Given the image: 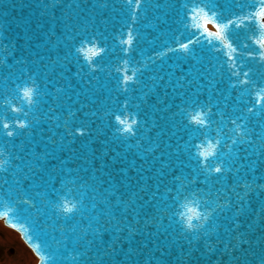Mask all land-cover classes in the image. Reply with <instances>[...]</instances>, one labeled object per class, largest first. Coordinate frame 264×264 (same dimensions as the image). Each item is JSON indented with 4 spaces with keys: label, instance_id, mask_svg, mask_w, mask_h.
Returning a JSON list of instances; mask_svg holds the SVG:
<instances>
[{
    "label": "water",
    "instance_id": "1",
    "mask_svg": "<svg viewBox=\"0 0 264 264\" xmlns=\"http://www.w3.org/2000/svg\"><path fill=\"white\" fill-rule=\"evenodd\" d=\"M259 4L0 0V216L40 264H264Z\"/></svg>",
    "mask_w": 264,
    "mask_h": 264
},
{
    "label": "rangeland",
    "instance_id": "2",
    "mask_svg": "<svg viewBox=\"0 0 264 264\" xmlns=\"http://www.w3.org/2000/svg\"><path fill=\"white\" fill-rule=\"evenodd\" d=\"M32 252L16 231L0 228V264H32Z\"/></svg>",
    "mask_w": 264,
    "mask_h": 264
},
{
    "label": "snow or ice",
    "instance_id": "3",
    "mask_svg": "<svg viewBox=\"0 0 264 264\" xmlns=\"http://www.w3.org/2000/svg\"><path fill=\"white\" fill-rule=\"evenodd\" d=\"M128 2L131 3L132 0H128ZM251 18H254L255 22L259 25L260 29L262 31H264V0H260V4H259V7H258V10L252 13ZM193 19H196V17H193ZM203 19H204V26H205L204 29L207 32V24L209 23V17L206 14H204L203 15ZM216 27H217L218 30L215 33L208 32V35L209 36H214L216 39H219V40H224L225 39V35L224 34H225V31H226L228 25L220 26L219 24H217ZM130 35L131 34H129V36ZM127 43L130 44L131 43V39H129L127 41ZM257 43L260 45L261 48H264V41H257ZM228 46H230V45H228ZM181 47L185 51H187V49H188V45H186V44L182 45ZM88 51L92 55H97L98 54L95 48H90ZM260 60L264 61V53L260 54ZM249 75H250V72H245V74H244L245 77H249ZM249 82L250 81L248 79H245L243 81V83H249ZM233 87H234V85H233ZM249 111H252V109H249ZM195 119L199 120L200 118L196 117ZM204 154L207 155V153H204ZM11 227L17 228L18 225H16L15 223H12Z\"/></svg>",
    "mask_w": 264,
    "mask_h": 264
},
{
    "label": "clouds",
    "instance_id": "4",
    "mask_svg": "<svg viewBox=\"0 0 264 264\" xmlns=\"http://www.w3.org/2000/svg\"><path fill=\"white\" fill-rule=\"evenodd\" d=\"M6 223L3 216H0V228L6 227ZM32 264H40V258L36 255V253H32Z\"/></svg>",
    "mask_w": 264,
    "mask_h": 264
},
{
    "label": "bare ground",
    "instance_id": "5",
    "mask_svg": "<svg viewBox=\"0 0 264 264\" xmlns=\"http://www.w3.org/2000/svg\"><path fill=\"white\" fill-rule=\"evenodd\" d=\"M9 228V227H8ZM13 230V229H12ZM14 231V230H13ZM17 232V231H16ZM18 233V232H17ZM19 234V233H18ZM21 237V236H20ZM25 243V242H24ZM26 244V243H25ZM33 253V252H32Z\"/></svg>",
    "mask_w": 264,
    "mask_h": 264
}]
</instances>
